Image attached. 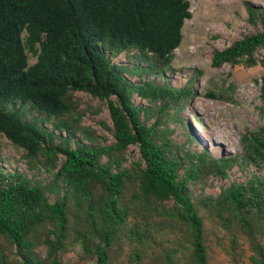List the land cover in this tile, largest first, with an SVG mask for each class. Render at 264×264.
Listing matches in <instances>:
<instances>
[{
	"label": "trees",
	"instance_id": "1",
	"mask_svg": "<svg viewBox=\"0 0 264 264\" xmlns=\"http://www.w3.org/2000/svg\"><path fill=\"white\" fill-rule=\"evenodd\" d=\"M246 9L260 29L214 49L213 67L256 63L264 6ZM190 17L188 0H0V134L46 173L0 164V264H217L216 249L264 264V123L215 156L178 115L191 86L150 78H166ZM75 91L105 100L112 142L72 123ZM135 97L160 103L153 122ZM158 112L181 123L182 143ZM234 167L243 179L204 192Z\"/></svg>",
	"mask_w": 264,
	"mask_h": 264
},
{
	"label": "rangeland",
	"instance_id": "2",
	"mask_svg": "<svg viewBox=\"0 0 264 264\" xmlns=\"http://www.w3.org/2000/svg\"><path fill=\"white\" fill-rule=\"evenodd\" d=\"M191 17L184 21L183 37L174 50L171 68L165 72V79L151 75L158 82L170 81L174 86H191L192 95L186 105L179 109L178 115L193 129L200 145L207 147L215 156L234 155L240 152L239 135L246 130L257 129L264 123V46L254 52L256 63L247 65L245 57L236 64L222 63L219 67L211 65L214 49H222L235 39L260 29L249 19L246 3L264 6V0H188ZM116 62L131 65L133 58L120 54ZM34 58H30L33 62ZM137 79V76H133ZM213 92L216 97H209ZM219 95H222L219 97ZM134 101L150 107L152 113L147 122L155 120L160 103L135 97ZM73 124L91 131L95 141L109 144L113 141L112 124L105 100L75 91L71 94ZM169 112L172 109H168ZM31 113L36 114L35 111ZM162 125L172 130L171 135L178 143L185 139V130L180 122L167 120V113L158 112ZM144 118V114H141ZM78 136V135H77ZM124 164L132 165L138 160L137 146L130 145L124 154ZM0 164L8 170H18L27 175L45 177L42 168L34 167L33 161H27L23 150L15 147L0 134ZM253 170V167L250 168ZM241 172L236 167L229 171L228 178L210 179L204 188L205 193H218L222 186H228L233 180H241ZM79 247L66 255L71 262ZM217 264H228L227 258L216 249ZM87 264H94L88 261Z\"/></svg>",
	"mask_w": 264,
	"mask_h": 264
}]
</instances>
